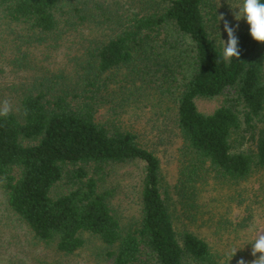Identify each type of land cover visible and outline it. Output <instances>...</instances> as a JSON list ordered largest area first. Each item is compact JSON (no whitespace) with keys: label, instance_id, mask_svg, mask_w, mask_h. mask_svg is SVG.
I'll use <instances>...</instances> for the list:
<instances>
[{"label":"trees","instance_id":"1","mask_svg":"<svg viewBox=\"0 0 264 264\" xmlns=\"http://www.w3.org/2000/svg\"><path fill=\"white\" fill-rule=\"evenodd\" d=\"M128 1L123 16L112 19L115 35L91 44L72 75L40 78L0 117L7 205L36 239L64 254L79 250L88 233L109 248V264H225L203 238L176 229L172 208L193 221L203 185H235L264 173V42L241 18L240 57L225 61L216 0ZM92 4L102 6L0 0V34L17 52L55 45L93 19ZM217 98L212 113L197 109L196 100ZM155 100L172 105L181 140L172 193L154 151L117 119ZM102 109L107 118L100 120ZM136 162L144 164L138 218L122 225L111 178Z\"/></svg>","mask_w":264,"mask_h":264},{"label":"rangeland","instance_id":"2","mask_svg":"<svg viewBox=\"0 0 264 264\" xmlns=\"http://www.w3.org/2000/svg\"><path fill=\"white\" fill-rule=\"evenodd\" d=\"M101 7L92 4L93 19L66 33L55 45L42 44L18 52L5 35L0 34V101L7 99L16 104L17 96L37 86L40 78L64 72L72 75L76 63L84 59L91 44H98L115 35L119 28L113 23L116 15H122L128 0H100ZM218 8V33L222 46L227 41L223 14L230 26L239 27L241 19L234 18V11L241 0H216ZM107 16V17H106ZM238 25V27H236ZM17 63V64H16ZM118 78L121 72L114 73ZM221 99H198L197 109L212 113ZM138 108H127L117 119L127 129L135 132L160 162L164 183L170 188L177 179L181 140L174 126L172 105L155 100ZM107 118L105 109L98 119ZM143 163L136 162L116 170L111 185L116 190L112 200L114 214L122 225L138 218ZM199 214L190 221L178 205L173 203L174 225L177 230H190L203 238L221 257L225 264H236L255 259L251 255V241L264 232V173L257 172L238 184L210 181L203 185L198 200ZM84 245L72 254L56 250L35 238L30 228L8 207L6 194L0 186V264H109L105 253L109 248L97 237L84 233ZM238 249L229 260L231 250ZM259 256V253H257Z\"/></svg>","mask_w":264,"mask_h":264},{"label":"clouds","instance_id":"3","mask_svg":"<svg viewBox=\"0 0 264 264\" xmlns=\"http://www.w3.org/2000/svg\"><path fill=\"white\" fill-rule=\"evenodd\" d=\"M238 11H234V18L239 21L241 18L245 19L250 25V36L257 42H264V3L261 0H241L237 6ZM220 20L224 22V30L227 32L228 39L224 41L222 59L229 61L232 57H240L238 48V38L235 35V28L230 26L228 20L224 19L223 14L220 15ZM238 27V25H236ZM12 111L10 102L5 99L0 102V117H7ZM24 115H27L25 111ZM251 255L255 259L245 261L243 258L237 260L236 264H264V232H259L251 241ZM238 249L231 250L229 260L236 254ZM259 253V256H257Z\"/></svg>","mask_w":264,"mask_h":264}]
</instances>
